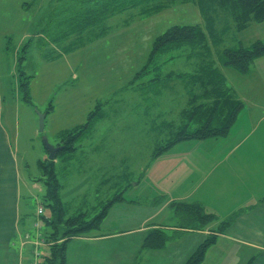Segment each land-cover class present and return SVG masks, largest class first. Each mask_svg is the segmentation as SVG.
<instances>
[{
    "label": "rangeland",
    "instance_id": "1",
    "mask_svg": "<svg viewBox=\"0 0 264 264\" xmlns=\"http://www.w3.org/2000/svg\"><path fill=\"white\" fill-rule=\"evenodd\" d=\"M89 4V0H0V121L11 136L13 156L21 171L19 187L23 193L18 213L20 218L27 220V229L33 231V242L37 241L38 235L50 230L38 217L40 206L44 207L45 216H51L46 207L45 181L35 183L31 180L47 178L38 166V161H43L42 155L46 153L43 139L46 138L49 145L57 146L64 132L86 124L91 113L97 114L93 127L77 142L76 151L58 155L56 173L62 186L61 197L68 202L64 208L72 213V210L81 207V211H87L90 217H94L102 212V204L123 196L125 199L122 203H115L116 206L112 210L110 208L101 227L102 235L144 226V230H147L149 225L155 223L177 225L179 219L174 211L163 207L165 202L161 200L173 188L159 171L162 169L160 163L167 156L153 157L179 135L177 127L182 122L177 115L185 105L177 102L184 95L177 99L168 91L163 100L155 102L148 88L141 90L142 85L153 81L158 73L193 75L201 62L205 65L216 62L218 67L224 68L219 58L224 49L236 48L238 40L249 44L259 36L264 41V24H255L244 33H237L233 29L232 18H227L229 29L222 34L224 18L216 21L219 34H209L202 46H178L171 52L170 49L161 51L149 64V67L157 66L159 70L136 80L137 75L148 66L155 41L169 29L175 26H200L206 30L199 8L184 0H158L155 4L165 7L160 13L144 15L145 11L139 8L127 11L107 21L109 30L105 36L92 40L89 32L77 33L83 22L81 16L87 12ZM94 31H97V27ZM217 38L222 41L217 43ZM22 57L25 58L20 60ZM22 73L33 78L31 97L34 107L24 102L19 90ZM253 74L254 70L251 69L250 75L243 79L252 80ZM255 91L258 89L255 88ZM150 103L171 109L175 114L167 120L158 118L157 109L152 114L148 112ZM51 104L54 109L47 114ZM251 110L243 106V117ZM42 114L46 115V119L41 133L39 116ZM218 119L217 114L215 120ZM199 120L191 114L186 124L192 128ZM171 181L175 183L177 179L171 178ZM153 198L158 203L155 208V205L149 204L154 202ZM97 206H101L99 211H93V207ZM37 219L42 231L31 226L32 221ZM145 234L144 231L126 234L111 242L127 243L128 248L123 249L124 255L120 257L122 264L131 261L132 264H146L147 261L143 260L147 256L159 255L161 260L155 264H166L169 252L151 255L157 251H143L141 247H136ZM167 234L171 238L169 243H177L180 247L187 248L192 243L187 234L177 236L172 231ZM20 235L18 233L14 239V246L11 245L19 256L22 244ZM47 247L38 248L42 256L40 264H44L45 257L49 255ZM34 249V246L25 247L24 264L32 261ZM8 254L5 251L3 260L8 259ZM1 255L0 262L3 258ZM15 258L12 256L13 261ZM110 260L107 264H119L118 259Z\"/></svg>",
    "mask_w": 264,
    "mask_h": 264
},
{
    "label": "crops",
    "instance_id": "2",
    "mask_svg": "<svg viewBox=\"0 0 264 264\" xmlns=\"http://www.w3.org/2000/svg\"><path fill=\"white\" fill-rule=\"evenodd\" d=\"M254 26L255 24L248 29ZM253 39L254 41L249 44L238 40L237 45L239 43L250 45L262 41L259 36ZM214 68L220 74L222 85L224 84L235 95L234 101L242 104L235 122L224 136L212 137L204 141L189 140L175 145L163 154V157H167L160 163L162 169L159 171L163 177L165 176V181L173 186L170 194L161 198V200L165 199L163 207L169 209L173 202L200 204L216 217L215 224H211L204 231H184L177 228L178 223L174 226L155 223L149 225L147 230H144V226L136 230H122L119 233L103 235L100 232L98 236L77 238L73 240L77 243L69 245L68 264H77L81 261H87L88 264H107L110 258L118 259V263L122 264L120 257L124 255L123 249L128 248L127 243L111 242L125 237L126 234H135L139 231L147 234L152 227L161 228L166 233L172 231L177 236L187 234L189 242H192L187 248L180 247L177 243H168L165 249L151 254L169 252L170 256H167L166 264H185L189 259L188 256H191L208 236L215 234L220 224L230 221L232 222L229 228L223 233H216L217 242L207 252L203 264H247L252 259L253 264H264V58L253 64L252 80L243 79L250 75L251 71L243 77H238L232 69L217 65ZM199 73L200 70L195 71L193 75L179 74L191 77L185 79L171 72L162 74L160 79L157 77L156 84L152 81L151 84L149 82L142 85L141 90L148 88L151 91L150 97L155 102L163 100L168 91L177 99L182 95L187 98L182 96V100L177 102L185 105L180 112L178 111L177 116L182 122L178 124V132L187 126L185 124L187 115L197 111V106L206 100V96H203L205 90L199 85L194 86ZM257 75L258 80H256ZM255 88L258 91H255ZM192 91H196L199 101ZM252 91L255 93L251 95ZM203 104L204 112L212 117L217 109L214 100L205 101ZM243 106L252 108L246 117H243L245 113H241ZM154 109H157L158 118L166 120L175 114L171 109L166 110L150 103L148 112L152 114ZM227 115V108L220 112L221 119H224L222 122H225ZM199 126L200 124H196L192 128ZM12 146L11 136L0 121V253L3 256L0 264H24V249L26 246L32 247V244L23 246V235L30 229H27V220L22 221L23 218H20L18 213L23 190L19 187L22 182L21 171L15 155L13 156ZM14 151L18 153L15 148ZM46 158L47 153L42 155L43 160ZM171 178H176L177 181L172 183ZM151 198L152 196L149 197ZM153 200L154 202L149 204L155 205L153 206L155 208L158 203L155 198ZM63 202L68 205V202ZM99 207H93V211L98 210ZM78 210L83 209L79 207ZM75 211L77 210H72V213ZM21 227L26 230H21ZM18 233H21L19 240L22 243L20 256L11 248ZM146 234L139 239L136 247L142 246ZM5 251L15 256V261L12 260V256L9 257V254L8 259L3 260ZM160 260L159 255L147 256L143 261L155 264ZM132 263L133 261L129 264Z\"/></svg>",
    "mask_w": 264,
    "mask_h": 264
},
{
    "label": "trees",
    "instance_id": "3",
    "mask_svg": "<svg viewBox=\"0 0 264 264\" xmlns=\"http://www.w3.org/2000/svg\"><path fill=\"white\" fill-rule=\"evenodd\" d=\"M156 1L158 0H89L90 4L88 10L81 16L83 22L79 29H77V33L79 34L80 32H89L92 40L98 39L99 37L105 36L107 34L109 30L107 21L117 15L138 8L145 11L143 12L144 15L160 13L165 9V7H159L161 4L156 5ZM184 1L185 3H191L199 8L204 20V24L206 25V30L200 26H175L169 29L164 35L160 36L155 41L148 66L143 68V70L137 75L136 80L159 70L157 66L149 67V64H152V60L155 55L159 54L161 51L170 49L169 52H171L178 46H193L198 48L202 46V43H204L208 37H210L209 34H219L216 28V21L218 22L226 18L224 28L221 30L222 34H226L229 29L227 18L233 19V29L237 33H242L253 24H264V0ZM221 13L224 15L223 17ZM96 27L97 31L95 32L94 29ZM70 35L73 34L71 33ZM66 36H69V34ZM219 40L222 41V39L217 38V43H219ZM222 43L223 42H221V44ZM24 50L26 53V47ZM23 58L25 57H22L20 60ZM219 58L223 67L232 69L239 75H247L251 71L253 64L257 60L264 58V41H256L250 45H243L239 43L234 49H224L219 55ZM215 65H217L216 62H213L210 65H205L201 62L197 69L200 70V73L197 74V81L194 84V86L199 85L205 90L203 92V96H206L205 101L214 100L216 103L215 107L217 109L213 113V116H208L204 112L205 105L203 103L205 101L201 102V105L197 106V111L192 112V114L196 115V117L200 119L196 123L200 124V126L197 128L185 126L182 131L178 132L179 135H177L176 138L171 139L167 144H165V147L162 148L161 151L155 153L153 159L159 158L168 150L172 149L175 145L184 141H204L212 137L214 138L218 136H224L235 122L237 113L242 108V104L240 102L234 101L232 91L225 87L224 84L222 85V80L219 77L220 74L214 68ZM205 72L209 74H205ZM162 74L158 73V79L161 78ZM179 76L185 79L191 78L189 75H178L177 77ZM32 79V77L25 76V74L22 73L21 80L19 81V90L22 93L24 102H26L29 106L34 107L31 97ZM155 81H157V77L153 79V82L156 84ZM151 83L152 81H150L149 84ZM192 94L196 97V100L199 101L196 91H192ZM226 108L228 115L225 122H222L224 119H221L220 112ZM53 109L54 108L51 104L47 114ZM217 114L219 117L218 121L215 120ZM190 115L191 114L187 115V119ZM96 116L97 114L91 113L86 124L77 126L63 133L62 140L59 142V145L63 146V149L60 153L76 151L77 142H80L83 137L90 132ZM58 155L55 159H58ZM65 160H67V158H65ZM38 162L39 168L42 169L47 176L46 179H43L46 185L45 198L48 200V204L45 206L51 214L50 217L45 216V214L39 217L44 225L50 228L49 232L37 236L38 238L39 236L42 237L45 243H48L49 245L48 246L46 244L48 246L47 248L49 255L45 257L44 264H68L67 253L70 243L77 238L100 235L99 232L101 231L103 222L111 211L110 208H112L115 203L124 201L125 198L120 196L118 199L116 198L113 201L110 200L106 204H102L104 207L102 212L94 217H90V215L87 214L89 213L87 211L77 210L80 212L75 211V214L71 213L69 210L64 208L65 203L61 197L62 186L58 182L55 161L40 160ZM31 180L32 182L38 181V179L35 178H31ZM40 180L42 179L40 178L39 181ZM163 200L165 201V199ZM170 208L174 211L175 216L179 219L177 227L179 230L204 231L211 224L215 223L216 220V217L213 214H210L200 204L173 202L170 204ZM24 220L25 219L23 218L22 221ZM231 222L232 221L220 224V228L215 232V234H211L209 237H207V239L198 246V248L194 251L185 264H203L207 252L217 242L218 237L216 233H223L227 228L230 227ZM36 224L39 225V228L35 227ZM31 226L33 229L42 231L41 224L38 219L32 221ZM34 237L35 235H33V231H29L23 235V239L26 243L33 242L31 239ZM170 239L171 238L168 236L166 231L158 227H152L144 238L141 250H163L167 247ZM134 264H136V262ZM247 264H253V259Z\"/></svg>",
    "mask_w": 264,
    "mask_h": 264
},
{
    "label": "water",
    "instance_id": "4",
    "mask_svg": "<svg viewBox=\"0 0 264 264\" xmlns=\"http://www.w3.org/2000/svg\"><path fill=\"white\" fill-rule=\"evenodd\" d=\"M45 119H46V115L42 114L39 116V131L41 133L44 131V128H45ZM43 143H44L46 151L48 152V159L50 161H53L55 158V155L63 149V147H54V146L49 145L46 138L43 139Z\"/></svg>",
    "mask_w": 264,
    "mask_h": 264
},
{
    "label": "built area",
    "instance_id": "5",
    "mask_svg": "<svg viewBox=\"0 0 264 264\" xmlns=\"http://www.w3.org/2000/svg\"><path fill=\"white\" fill-rule=\"evenodd\" d=\"M42 212H43V210L41 209V210L38 211V214L40 215V214H42ZM35 227H36V228H39V225L36 224ZM44 244H46L45 241H44V239H42V237L39 236L38 241L35 243V249H34V252H33V253H34V261H32L31 264H40V263H39V259H40L42 256H41V254L39 253L38 248H39L41 245H44Z\"/></svg>",
    "mask_w": 264,
    "mask_h": 264
}]
</instances>
